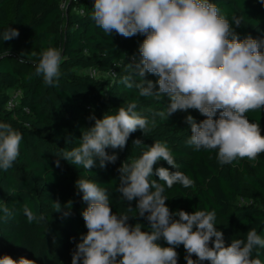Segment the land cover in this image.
Segmentation results:
<instances>
[{"label": "trees", "instance_id": "16d2710c", "mask_svg": "<svg viewBox=\"0 0 264 264\" xmlns=\"http://www.w3.org/2000/svg\"><path fill=\"white\" fill-rule=\"evenodd\" d=\"M210 2L241 39L249 35L264 39V4L260 0ZM93 4L94 0H67L66 4L64 0H0V33L9 28L20 33L18 38L0 42V122L9 123L23 137L13 167L0 169V204L13 212L7 222L0 221V256H23L36 264H71L75 244L87 232L82 217L87 204L75 182L79 178L97 182L107 191L113 213H127L129 202L117 191V170L123 162L139 158L155 142L166 143L179 167L171 168L160 160L154 170L162 166L195 181L190 188L180 184L165 188L170 210L215 211V226L223 232L226 246L235 239L246 240L253 228L264 238V153L255 161L237 159L222 166L216 158L218 150L196 151L186 144L191 129L185 117L190 114L197 122L205 119L197 110L177 111L168 120L156 117L155 128L150 126L147 135L140 130L132 133L126 147L116 150L117 161L105 169L97 162L95 168L86 170L63 159L56 167L62 153L78 146L82 132L94 125L90 116L103 118L136 102L138 114L151 120L153 112L166 111L169 103L167 96L141 97L138 89L122 83L124 76L134 73L133 58L139 60V44L145 37L107 35L91 19ZM234 18L240 21L238 27ZM48 47L62 49V75L55 87L46 86L35 72L41 52ZM133 79L140 82L141 77L133 74ZM145 79L155 82L158 77L147 74ZM10 100H14L11 107ZM245 115L260 125L264 136V110ZM136 139L142 144H133ZM106 151L111 154L113 150ZM152 179L159 181L155 175ZM54 201H59L62 209L71 207L72 215L62 219ZM26 206L44 219L29 223ZM131 207L130 216L136 214L135 200ZM137 222L143 225L142 231L149 230L143 218L130 217L128 221L131 225ZM159 243L167 246L163 240ZM176 251L178 264H186L183 245ZM252 257L264 264V248L255 249Z\"/></svg>", "mask_w": 264, "mask_h": 264}, {"label": "clouds", "instance_id": "9594fccd", "mask_svg": "<svg viewBox=\"0 0 264 264\" xmlns=\"http://www.w3.org/2000/svg\"><path fill=\"white\" fill-rule=\"evenodd\" d=\"M260 3L264 4V0ZM91 19L109 36L115 33L124 38L138 34L145 37L139 44V60L133 58V74L141 80L136 82L129 74L122 83L129 89H138L141 97L167 96L169 103L166 111L153 112L151 120L138 114L136 102L103 118L90 116L94 125L82 132L78 146L62 153L55 161L56 167L63 159L86 170L95 168L97 162L99 168L105 169L117 161L116 150L126 147L132 133L140 130L147 135L150 126L155 128L156 117L168 120L177 111L189 109L206 117L199 122L190 114L185 117L191 129L186 144L196 151L218 150L216 158L222 166L237 159L255 161L264 153L260 125L245 115L264 110V39L250 35L241 39L210 0H94ZM234 23L240 25L235 18ZM19 34L18 29L9 28L0 33V42L18 38ZM61 62L62 49L48 47L41 52L35 72L43 77L46 86H58ZM147 74L158 79L146 80ZM22 138L9 123L0 122V169L13 167ZM133 144L139 146L142 141L136 139ZM106 149L113 151L109 154ZM160 160L171 168L179 167L166 143L155 142L139 158L125 161L118 168L117 191L129 202L127 213L133 211L131 202L136 201V214L132 216L113 213L107 191L97 182L82 178L75 182L87 204L82 212L87 232L75 244L71 264H178L176 249L181 245L186 264H262L259 258L252 257L255 249L264 248V238L256 229L247 232L246 240L235 239L226 246L223 232L215 226V211L170 210L165 188L174 184L190 188L195 181L162 166L154 170ZM154 175L159 181L152 179ZM54 208L62 212V219L72 215L71 207L62 209L59 201H54ZM0 213V221L4 222L13 216L4 204H0ZM24 213L29 223L44 219L27 206ZM130 217L145 219L149 230L142 231L139 222L129 224ZM161 240L167 246H161ZM0 264L36 261L5 254L0 256Z\"/></svg>", "mask_w": 264, "mask_h": 264}, {"label": "built area", "instance_id": "2783aa9c", "mask_svg": "<svg viewBox=\"0 0 264 264\" xmlns=\"http://www.w3.org/2000/svg\"><path fill=\"white\" fill-rule=\"evenodd\" d=\"M13 104H14V100H10L8 103V106L11 107V106H13Z\"/></svg>", "mask_w": 264, "mask_h": 264}, {"label": "rangeland", "instance_id": "374dc122", "mask_svg": "<svg viewBox=\"0 0 264 264\" xmlns=\"http://www.w3.org/2000/svg\"><path fill=\"white\" fill-rule=\"evenodd\" d=\"M67 3V0H64V4H66Z\"/></svg>", "mask_w": 264, "mask_h": 264}]
</instances>
